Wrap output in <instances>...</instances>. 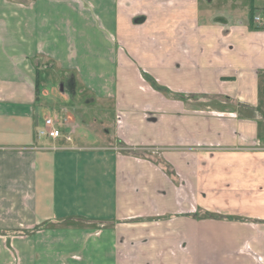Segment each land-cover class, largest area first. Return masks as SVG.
<instances>
[{
    "label": "crops",
    "instance_id": "crops-1",
    "mask_svg": "<svg viewBox=\"0 0 264 264\" xmlns=\"http://www.w3.org/2000/svg\"><path fill=\"white\" fill-rule=\"evenodd\" d=\"M256 15L264 0H0V264H119L121 234L157 243L170 211L175 235L252 245L264 264ZM50 72L113 97L123 145L161 154L36 138Z\"/></svg>",
    "mask_w": 264,
    "mask_h": 264
},
{
    "label": "rangeland",
    "instance_id": "rangeland-1",
    "mask_svg": "<svg viewBox=\"0 0 264 264\" xmlns=\"http://www.w3.org/2000/svg\"><path fill=\"white\" fill-rule=\"evenodd\" d=\"M54 74L57 75L53 76ZM46 79V82L40 84L39 90H36L37 98L38 95L40 96L37 99V106L41 110L39 111L40 120L43 122L44 116L52 114L50 117L57 119L62 131L67 124L69 129L67 133L71 135L70 142L86 145L88 146L86 149L89 150H111L115 144L127 151L126 154L133 153L134 156L141 154L139 156L150 159L163 151L161 146L135 151L133 147L123 145L125 133L122 129L127 124V117L113 97L104 96L106 99H103L92 90L81 89L80 84L60 85L58 81H63L64 78H61L59 72H50ZM197 103L204 104L205 100ZM214 105H217L216 101ZM146 118L150 119L151 116L147 114ZM53 141L56 143L53 148L58 147V144L70 143L62 138ZM163 171L174 182L173 169L172 171L163 169ZM181 182L183 185L180 186L187 187L184 178H181ZM183 197L194 200L189 193ZM170 212L164 218L165 231L161 232L159 237H153L157 243L147 242L148 240H143L147 243L136 242V240L129 242L122 237L126 235V230L121 234L115 245V255L113 253L119 264H255L253 260L256 254L252 245L214 243L204 233H199L200 238L196 240L194 235L190 237L189 231H182V234L175 235L174 229L170 227L173 219V213ZM127 231L130 232L129 234L133 232V230Z\"/></svg>",
    "mask_w": 264,
    "mask_h": 264
},
{
    "label": "built area",
    "instance_id": "built-area-1",
    "mask_svg": "<svg viewBox=\"0 0 264 264\" xmlns=\"http://www.w3.org/2000/svg\"><path fill=\"white\" fill-rule=\"evenodd\" d=\"M253 21L258 23L259 25H264V17L260 15L253 16ZM57 119L54 117H45L43 119V124L36 131V135L38 138H49L52 140H57L62 138L64 141L70 142L71 135L67 132H63L58 125ZM57 148V147H56Z\"/></svg>",
    "mask_w": 264,
    "mask_h": 264
}]
</instances>
